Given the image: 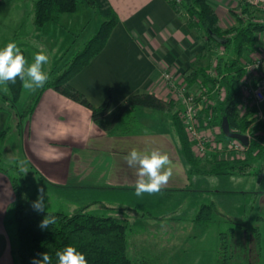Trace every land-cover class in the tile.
Listing matches in <instances>:
<instances>
[{
  "label": "crops",
  "instance_id": "crops-1",
  "mask_svg": "<svg viewBox=\"0 0 264 264\" xmlns=\"http://www.w3.org/2000/svg\"><path fill=\"white\" fill-rule=\"evenodd\" d=\"M109 1L119 16V23L104 49L71 79V84L97 107L111 92L112 108L106 120L113 121L121 105L137 93L148 92L172 100L173 93L164 79V72L171 70L181 79L188 76L194 71L203 42L166 0ZM4 2L0 0L1 4ZM209 2L224 28L236 24L231 10L241 0ZM0 36L4 43L15 37L4 33ZM261 57H264V32L256 35V44L243 62ZM259 72L254 74L256 79L263 75L262 70ZM7 103L0 108V135L8 122L13 126L3 142V159L9 165L17 162L24 171L27 170L28 190L32 197L37 199L38 190L43 189L46 193L59 194L67 201L64 205L72 210L84 207L87 199L120 208L130 221L132 245L140 252L149 253L146 247H153L161 257L167 252L170 257L163 259L161 263L164 264H213L206 241L192 240L197 238L195 231H202V225L195 223L190 228L184 222L196 214L197 199L205 201L211 195V182L185 160L171 113L138 109L136 123L142 127V132L112 135L93 120L89 108L52 88L43 92L25 126H22L19 114ZM158 122L160 127L156 126ZM134 147H160L177 165L174 176L160 192L135 195V169L129 168L124 160ZM204 172L210 173V170L205 168ZM16 202L11 177L0 170V264H16L7 222ZM135 214H176L178 219L169 223H146L144 220L140 223L136 222L138 218L133 219ZM187 228L193 233L178 240L182 235L175 232ZM145 231L153 232L150 235L152 243L144 238ZM156 232L165 233L159 234L156 239L160 240L155 241Z\"/></svg>",
  "mask_w": 264,
  "mask_h": 264
},
{
  "label": "trees",
  "instance_id": "trees-1",
  "mask_svg": "<svg viewBox=\"0 0 264 264\" xmlns=\"http://www.w3.org/2000/svg\"><path fill=\"white\" fill-rule=\"evenodd\" d=\"M7 1V0H5ZM176 14L184 19L190 29L198 34L203 42L200 59L212 58L218 50L224 49L226 55L217 59L215 78L208 74L206 67L197 68L188 76L190 84L201 78L213 85L223 96L215 105L205 107L201 113L202 119L212 117V124L220 130L218 135L228 138L222 130L224 118L227 117L231 129L244 133L254 121L255 110L243 112L241 105L244 94L242 79L246 74L243 59L255 44L256 35L264 32V10L257 8L248 0H241L239 5L231 10L236 24L224 28L214 6L209 0H166ZM80 5L94 9L104 19L96 35L87 41L84 47L57 74H49L47 83L39 88L32 105L26 114L30 120L43 92L52 88L75 102L92 111L93 120L101 129L112 135H131L142 132L137 122L138 109H153L172 114L173 128L181 147L185 160L195 168L196 172L204 173L203 162L210 161V173L220 176L236 173L248 174L252 167L251 160L264 158V139L257 137L250 142L248 158L237 156L233 160L219 158L217 154L212 158L198 157L193 149V141L189 137L183 119L179 115V104L176 100H164L153 93H137L127 99L119 108L113 121L106 120V115L112 108V93L109 92L104 103L94 106L86 95L77 90L71 79L80 72L107 44L114 28L119 23V16L109 0H32V16L35 29H43L50 23L57 22L64 14L75 13ZM263 15V16H260ZM263 17V18H261ZM27 59V53L21 49ZM8 95L5 99L15 107L23 96V81L18 77L15 83L7 85ZM212 87V88H213ZM21 116V113H18ZM28 120V121H29ZM21 124L22 121L20 120ZM6 130L0 135V143L7 135ZM1 153V150H0ZM10 168L19 169L17 164ZM0 170L7 172L2 167ZM17 202L14 205V217H10L8 224L13 243V255L16 264H32L34 258L48 252L52 258L51 264H58L56 252L68 245H74L78 251L86 255L88 264H154L153 247H146L149 253L140 252L133 247L130 240V221L122 215H99L87 212L86 207L66 211H36L33 202L36 201L29 193L27 184L21 188L19 178L11 176ZM120 210V208H111ZM216 205L205 204L201 207L196 218L198 221L210 222ZM56 217V223L41 229L40 222L48 214ZM228 220H226L227 222ZM235 226L220 232L218 256L215 264H262V234L259 227L232 220ZM143 250L146 252V250ZM154 249V250H152ZM157 257L159 255L157 254Z\"/></svg>",
  "mask_w": 264,
  "mask_h": 264
},
{
  "label": "rangeland",
  "instance_id": "rangeland-1",
  "mask_svg": "<svg viewBox=\"0 0 264 264\" xmlns=\"http://www.w3.org/2000/svg\"><path fill=\"white\" fill-rule=\"evenodd\" d=\"M250 2L257 8L264 10V2L255 3L254 0H250ZM31 10L32 0H7L2 4L0 3V34H11L10 37H13V35H15V37H13L11 41H15L21 49H24L26 51L27 60L29 63L33 61L34 54L38 52L41 47L46 49L47 54L49 55V62L45 65V70L47 71L48 75L57 74L59 70L62 69L63 65L67 61L71 60L84 47L85 43L96 35L101 26V23L104 20L102 16L94 9L84 5H80L75 13L64 14L61 16L59 21L50 23L43 29H35ZM0 43L2 45L1 47H3L5 44L7 45V42L4 43V40L1 36ZM224 55H226V52L224 49H221L218 50L210 59L203 60L199 57V59L196 61L197 63L194 67V71L197 68L206 67L208 68V74L211 77L215 78L217 76V59ZM257 71L259 72V70ZM189 75L190 73L188 74V76ZM188 76L183 77L182 79H185L187 81L190 91L198 95L202 93L208 95L216 105L217 101L220 100V98L223 96V91L216 90L213 85L204 82V80L201 78H199V81H196V83L190 84L187 79ZM252 77L254 79L257 78L256 76H253V74ZM38 90L39 88L35 91L24 88L22 99L15 107H12L10 105L11 110L15 111L14 113H21V115L26 114L27 110L32 105V102ZM6 95H8L7 86L0 85V108L5 107L7 103L5 100ZM250 101H248L247 104H244L243 102L241 105V109L243 112H250L252 110H255L254 121L252 125L247 129L245 134L250 133V135L252 136L251 141L256 140L257 137L264 139V103L258 108V106L252 102V99ZM7 104H10V102ZM178 108V112L180 115L181 106L179 105ZM261 111L263 116L259 115V112ZM180 117L182 118L181 115ZM19 120L22 121V126H25L29 119L27 115L21 117L19 115ZM7 125L9 127V130H7V135L4 137L5 139L8 136V133L13 124L8 122ZM156 126L160 127L159 122L156 124ZM219 131L220 130L218 129V127L214 125L213 132H215L216 136H219ZM220 138L224 139L222 137ZM3 142L0 143V159L2 167L4 169H8L11 176L19 178L21 188L25 191V185L27 184L28 186L26 173L23 170V167H20L17 162L16 164L19 166V169H12L10 167L13 165H9L4 161L2 155ZM194 152L196 153L195 150ZM216 154L219 158L223 157L230 160H233V158H236L237 156L241 158L250 157L248 150H246L245 152L217 151L203 156L196 153L198 157L207 158H212ZM251 162L253 165L250 168V172L248 174L236 173L227 176V178L224 176L223 178L220 175L204 172L203 174L207 178V181L211 182V195H209L205 201H199V199H197L199 206H197L196 214L191 215L184 221L189 225V227L195 223L201 224L203 226H200L202 228V231L197 230L194 232L197 235V238L193 237L192 240L197 239L206 241V250L208 255L210 253L213 255V264H215L216 258L218 256L217 251L219 247L220 232H224L229 227L235 226L232 220H235L236 222L247 223L251 226L260 228L262 234V263L264 262V158H255L251 160ZM210 163V161L203 162V169L206 168L207 170H210L212 168ZM44 194L46 200L45 209H48L50 211L62 210L68 213H74L75 210L68 209L64 205L65 203H67V201L64 198L60 197L59 194L55 195V193L51 194L49 192L46 193L45 191ZM227 194L230 195L228 198L226 197ZM34 199L36 200V198ZM190 202L192 203V200ZM204 204L216 205V210L214 209L213 212V219L208 223H201L196 218L198 212ZM84 207H86L85 210L87 212L94 214L110 215L118 213L119 215L124 216L122 212H120V210L114 211L112 209H108L107 206H105L102 202H95L93 200L88 201L87 199L85 201ZM10 217H14V207L9 214V218ZM158 217L160 218L158 219ZM135 218H138L136 222L140 223L142 222L141 220H144L143 222L146 223H154L158 221L169 223L173 220H177L178 216L176 214L164 216H146L135 214L133 216V219ZM226 220L228 221L226 222ZM8 227L14 229V224H8ZM190 228H187L186 230L176 231L175 233L182 235V238H179L178 240L183 238L185 239L186 235H191L193 231H191ZM151 233L153 232L145 231L144 234L146 236L144 238L152 243L153 238L150 236ZM163 233L165 232L154 233V235H158L157 237H155V239L159 238V234ZM157 240L160 239H156L155 241ZM153 253L155 256L151 257L153 260L152 262H154V264H164L161 262L167 256V252L163 257H161V254H159L160 256L157 257V252ZM167 257L169 258L170 256ZM168 263L170 262H167L166 264Z\"/></svg>",
  "mask_w": 264,
  "mask_h": 264
},
{
  "label": "clouds",
  "instance_id": "clouds-1",
  "mask_svg": "<svg viewBox=\"0 0 264 264\" xmlns=\"http://www.w3.org/2000/svg\"><path fill=\"white\" fill-rule=\"evenodd\" d=\"M49 62L47 50L43 47L34 54L31 63L28 62L21 48L15 41L8 42L0 48V85L15 83L19 77L23 81V87L35 91L43 87L49 75L45 65ZM129 168L135 169V195L155 194L168 185L174 176L177 165L170 158L167 151L160 147L132 148L124 157ZM27 171V170H25ZM36 211H43L46 207L44 190L40 189L36 201L33 202ZM48 213V212H47ZM56 223V217L47 214L40 222L41 229ZM58 264H88L86 255L78 251L74 245H68L56 252ZM52 258L48 252L40 254V258H34L32 264H51Z\"/></svg>",
  "mask_w": 264,
  "mask_h": 264
},
{
  "label": "built area",
  "instance_id": "built-area-1",
  "mask_svg": "<svg viewBox=\"0 0 264 264\" xmlns=\"http://www.w3.org/2000/svg\"><path fill=\"white\" fill-rule=\"evenodd\" d=\"M255 3H262L264 0H254ZM247 73L242 79V90L244 94L243 102L247 104L252 102L258 108L264 103V57L254 59L249 62H243ZM262 70L263 75L258 79H254L252 74ZM164 79L173 93V99L181 106L180 115L184 121L189 136L194 141V150L199 155H209L217 151H239L245 152L249 146L244 145L241 141L232 138L221 139L213 132L214 125L212 117L202 119L201 113L203 107L214 105V102L208 95L194 94L190 91L187 81L180 79L171 70L164 72ZM251 102V101H250ZM249 102V103H250ZM263 116L262 111L259 112ZM249 141L252 136L247 133Z\"/></svg>",
  "mask_w": 264,
  "mask_h": 264
},
{
  "label": "water",
  "instance_id": "water-1",
  "mask_svg": "<svg viewBox=\"0 0 264 264\" xmlns=\"http://www.w3.org/2000/svg\"><path fill=\"white\" fill-rule=\"evenodd\" d=\"M222 130L228 138L237 139V140L241 141L246 146L250 145L248 135L241 133V132L233 131L231 129V126H230V123H229V120L227 117L224 118V121L222 124Z\"/></svg>",
  "mask_w": 264,
  "mask_h": 264
}]
</instances>
